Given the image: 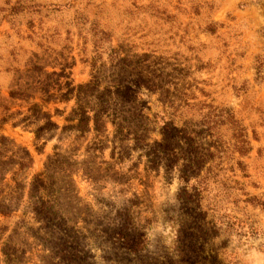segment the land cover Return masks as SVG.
I'll use <instances>...</instances> for the list:
<instances>
[{
  "label": "rangeland",
  "instance_id": "rangeland-1",
  "mask_svg": "<svg viewBox=\"0 0 264 264\" xmlns=\"http://www.w3.org/2000/svg\"><path fill=\"white\" fill-rule=\"evenodd\" d=\"M261 200L264 0H0V264H250Z\"/></svg>",
  "mask_w": 264,
  "mask_h": 264
},
{
  "label": "trees",
  "instance_id": "trees-1",
  "mask_svg": "<svg viewBox=\"0 0 264 264\" xmlns=\"http://www.w3.org/2000/svg\"><path fill=\"white\" fill-rule=\"evenodd\" d=\"M10 95L13 97H17L18 95L22 97L26 96L25 94H22V92H18V91H11ZM77 109L83 111L81 105H78ZM224 112L228 114L227 116L228 120L230 121L231 125L234 126V129L236 130V137H235L236 140L234 143V148L236 149V151H238L240 155H245L248 152V150H250V146H247L249 145V142L246 141V139L244 138V135L242 134V128L240 127L238 122L234 120V117L230 114V112L228 110H224ZM83 115H84V112H83ZM92 120H93L94 129L98 130L99 132H103L105 130V121L99 114L94 113ZM201 124L205 127V128L202 127V130L207 132L208 135L213 136L210 131L213 130V128L215 127L214 121H212V119L209 116H205V119H203V122ZM161 135H162L161 144H163V148L164 150L167 151L168 157H169L168 158L169 162L167 165L169 167L177 165L180 160V154L176 149L177 143L182 142V141L185 143H191V141L193 140V137L190 136L189 132L185 128H175L174 126H168V125H165L162 127ZM207 149H208V152H207L208 158L213 159L216 156V153L213 151H210L209 148ZM188 152L190 154H189V157L186 159V162L183 165L184 170H200L202 168V163L204 161L202 160V158L197 156V149L190 148ZM26 157H27L26 158L27 162H24V161L21 162V165L23 167L29 166L31 162V158L28 155ZM254 199H256V197L250 198V200L252 201H254ZM256 204L261 205L262 208L264 209V200H261L260 202H256ZM1 207L3 208L4 206L0 205V212L4 211L8 213L7 211L3 210ZM39 214L46 215L47 212L41 210ZM135 241L136 242H135L134 249L136 251L143 250L144 245H146L145 235L144 234L140 235L139 238L136 239Z\"/></svg>",
  "mask_w": 264,
  "mask_h": 264
},
{
  "label": "clouds",
  "instance_id": "clouds-1",
  "mask_svg": "<svg viewBox=\"0 0 264 264\" xmlns=\"http://www.w3.org/2000/svg\"><path fill=\"white\" fill-rule=\"evenodd\" d=\"M173 188H175V184ZM246 259L250 264H264V250L253 248L248 252Z\"/></svg>",
  "mask_w": 264,
  "mask_h": 264
}]
</instances>
